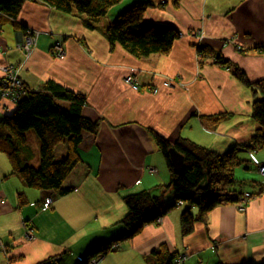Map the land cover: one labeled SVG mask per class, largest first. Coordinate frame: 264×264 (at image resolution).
Here are the masks:
<instances>
[{
	"label": "crops",
	"instance_id": "obj_1",
	"mask_svg": "<svg viewBox=\"0 0 264 264\" xmlns=\"http://www.w3.org/2000/svg\"><path fill=\"white\" fill-rule=\"evenodd\" d=\"M139 1L154 5L144 12V23L179 31L168 54L137 59L110 46L107 26ZM26 31L40 32L29 57L16 48ZM200 31L202 47L236 64L251 82L264 79V0H179L178 7L172 0H120L92 29L84 16L41 2H25L14 20L0 18V65L19 67L30 91L55 84L84 95L83 115L97 122L94 133H82L81 162L66 178L62 188L68 192L62 196L27 187L0 155V243L5 246L0 264H78L126 233L123 197L140 191L158 196L166 190V202L173 203L172 190L165 189L169 172L153 133L169 143L186 139L217 153L246 147L240 152L249 162L253 165L246 151L264 165V146L252 147L258 129L251 118L253 94L213 55L198 58L195 33ZM56 46L64 50L63 57L53 55ZM130 74L138 91L124 81ZM176 75L187 89L178 81L169 89L163 86L164 79ZM14 110L15 104L0 100L3 116ZM223 114L229 117L215 121ZM66 155V143L55 148V161ZM37 164L39 158L31 166ZM256 183L244 210L219 205L182 237L179 218L186 207L178 204L157 223L119 242L97 264H155L152 252L162 245L176 257L186 254L183 264H264V181ZM191 211L197 215L196 208Z\"/></svg>",
	"mask_w": 264,
	"mask_h": 264
},
{
	"label": "trees",
	"instance_id": "obj_2",
	"mask_svg": "<svg viewBox=\"0 0 264 264\" xmlns=\"http://www.w3.org/2000/svg\"><path fill=\"white\" fill-rule=\"evenodd\" d=\"M25 2H41L63 13L84 16L92 29L120 0H0L2 17L16 19ZM172 4L178 7L179 0H172ZM152 6L154 5L149 1H139L120 12L106 28L110 46H119L137 59L168 54L175 41L180 38V33L172 25L144 23L143 14ZM197 53L203 56L213 55L208 47H199ZM213 59L217 65L227 67L239 83L251 90V118L258 125L252 147L264 146V79L251 82L236 64L221 55H213ZM58 101L69 102L70 105L63 108ZM85 102L84 95L55 84H48L43 91L27 89L25 97L15 104V110L3 116L0 121V126L5 129L0 131V153L6 156L11 175L18 176L29 188L39 191L54 190L61 196L66 194L68 190L62 186L71 171L81 162L78 146L82 133H94L97 129V122L83 115ZM228 117L229 115L223 114L214 118L219 121ZM29 130H33L40 141L38 168L27 164L29 153L26 152L25 132ZM152 136L165 160L169 172V184L165 189L172 190L174 202H166V190L158 196L150 191H140L123 197L127 215L122 224L126 233L121 238L92 250L78 264H89L93 257L108 254L119 242L135 237L144 227L154 224L157 219L177 207L178 203L186 207L179 218L180 234L185 237L193 231L197 221H207L213 208L236 203L238 196L243 193L227 189V186L236 182L234 171L240 162L237 153L242 147L217 153L186 139L169 143L155 133ZM62 143H66L67 155L57 162L54 150ZM170 148L184 158L181 174H176L172 167L168 153ZM203 183L205 187L201 188ZM19 204H24V200L19 199ZM193 208H197L196 216L192 214ZM152 257L155 264H173L176 259L164 245L153 251Z\"/></svg>",
	"mask_w": 264,
	"mask_h": 264
},
{
	"label": "built area",
	"instance_id": "obj_3",
	"mask_svg": "<svg viewBox=\"0 0 264 264\" xmlns=\"http://www.w3.org/2000/svg\"><path fill=\"white\" fill-rule=\"evenodd\" d=\"M3 14L0 13V18ZM40 35V32L38 31H26L25 36L23 39L16 44V48L22 50L25 53L26 57H29L31 54L32 49L37 44V39ZM196 36L200 37V34L197 33ZM53 54L57 58H61L64 55V51L59 47H55ZM20 69L17 66L14 65H0V100H7L11 102V104H16L18 101H20L23 97L26 95V87L23 85L22 81L19 77ZM125 83L130 86L131 89L138 91L140 89V86L136 82V80L132 76H128L125 79ZM165 88H170L172 86V80L166 81L164 84ZM179 86L181 88H186L185 85L182 83H179ZM154 93L157 92L156 89L153 90ZM4 110H7L4 108ZM249 158L253 162V165L257 168V171L264 176V165L258 163L252 152H249ZM249 199V195H244V197L239 198L238 201H242L243 203L236 205V207L239 210L244 209V202H247ZM52 201V198L49 197L45 200L44 207H47L50 205ZM31 237V232L28 231V235ZM1 249L5 250V246L3 244H0ZM117 249V245L113 247V250ZM101 256H95L90 261L89 264H97L100 261ZM187 255L183 254L181 256L176 257L173 264H183L184 261L187 259Z\"/></svg>",
	"mask_w": 264,
	"mask_h": 264
},
{
	"label": "rangeland",
	"instance_id": "obj_4",
	"mask_svg": "<svg viewBox=\"0 0 264 264\" xmlns=\"http://www.w3.org/2000/svg\"><path fill=\"white\" fill-rule=\"evenodd\" d=\"M63 108H66V107H63ZM2 118H3V114L0 113V121ZM4 130L5 129L0 126V131H4ZM28 133H31L33 135L32 136L33 138H30L28 136ZM25 139H26V146L28 149H30L29 156L27 157V160H28L27 164L31 166L33 164V162L35 161V158L36 159L39 158L40 142H39V139L33 130H29V131L25 132ZM35 147H36V150L33 153V150L35 149ZM35 154H36V156H35ZM244 154L245 153H243V152L237 153V157L239 158L240 162L234 171V177H235L236 182L227 186V189L230 192L235 193V192H241L242 191L243 193H250V192H253L256 190V188H255L256 186H254L253 181H256V182L264 181V178H263L264 176L261 175L257 171V169L249 162V160L246 158V156H244ZM246 154L248 155V153H246ZM0 155H4V154L0 153ZM4 157L6 158L5 155H4ZM38 166L39 165L37 164L36 167H33V166H31V167L38 168Z\"/></svg>",
	"mask_w": 264,
	"mask_h": 264
},
{
	"label": "bare ground",
	"instance_id": "obj_5",
	"mask_svg": "<svg viewBox=\"0 0 264 264\" xmlns=\"http://www.w3.org/2000/svg\"><path fill=\"white\" fill-rule=\"evenodd\" d=\"M196 34L197 33H195V38H197V42L195 43V49L197 50L199 47H202V45H201V41H202V35H201V31L199 32V34H200V37H198V36H196ZM57 47V46H56ZM60 47V46H59ZM61 48V47H60ZM62 49V48H61ZM63 50V49H62ZM64 51V50H63ZM64 54H65V52H64ZM54 55V54H53ZM64 56V55H63ZM62 56V57H63ZM207 57H210V56H203V55H201V54H198V58L199 59H205V58H207ZM128 76H132L135 80H136V77L132 74H130V75H127L126 77H128ZM126 77H125V79H126ZM179 78H180V76H178V75H176L175 77H172V78H166V79H164V81H163V84L166 82V81H168V80H172V86H174V84L175 83H177V81H178V83H177V85L179 86V83H181L180 82V80H179ZM125 79H124V81H125ZM137 82V81H136ZM164 86V85H163ZM171 86V87H172ZM170 87V88H171ZM154 89H156V88H151L150 89V91H151V93H154L153 92V90ZM169 89V88H168ZM157 90V89H156ZM157 93V92H156ZM156 93H154V94H156ZM40 142V141H39ZM204 187H205V184H204ZM244 195H249V199H248V201L247 202H244V209L247 207V205H248V203L250 202V200L253 198V195L252 194H250V193H242L240 196H238V198H237V201H236V203H233L234 205H239V204H241V203H243L242 201H238L239 200V198H241V197H244ZM46 200V199H45ZM237 208V207H236ZM238 209V208H237ZM243 209V210H244ZM239 210V209H238ZM160 219V218H159ZM159 219H157V221H159ZM157 221L155 222V223H157ZM1 244V243H0Z\"/></svg>",
	"mask_w": 264,
	"mask_h": 264
},
{
	"label": "water",
	"instance_id": "obj_6",
	"mask_svg": "<svg viewBox=\"0 0 264 264\" xmlns=\"http://www.w3.org/2000/svg\"><path fill=\"white\" fill-rule=\"evenodd\" d=\"M169 159L176 174H181L184 169V158L175 149H169ZM201 188H204V183Z\"/></svg>",
	"mask_w": 264,
	"mask_h": 264
}]
</instances>
